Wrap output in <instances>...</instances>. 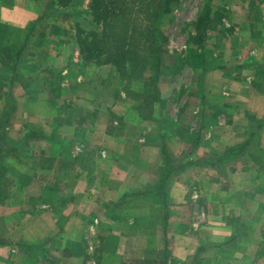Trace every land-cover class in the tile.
<instances>
[{
    "label": "rangeland",
    "instance_id": "obj_1",
    "mask_svg": "<svg viewBox=\"0 0 264 264\" xmlns=\"http://www.w3.org/2000/svg\"><path fill=\"white\" fill-rule=\"evenodd\" d=\"M84 1L86 30H89L91 22L88 20V0ZM263 3V0H180V5L164 16L159 25L167 40V57L159 69L157 80L149 78L152 75L149 73L141 80L124 81L114 68L110 70V74L116 78L113 83L114 88L117 86L116 95L126 96L123 101L135 110L137 118L134 119H138V123L143 124L142 127L145 128H162L168 140L172 138L171 135L179 134L177 141L184 140L186 148L188 143L192 144L197 139L203 144L201 147L204 151H211L213 156H225L229 147L227 144L232 138L226 136V131L218 129L220 115L206 111L205 95H221L224 91L222 89L226 80H220L218 74H214L220 69H227L231 80L240 81L236 63L241 60L244 65L253 67L247 68L248 70L261 71V78L250 77L254 79L251 82L252 88L256 92L264 93V53L261 51L263 48L258 45L248 53V48L243 44L249 39V28L254 30V38H261L260 30L264 28H261L264 21L259 15ZM204 8L209 19H213L215 14L220 17L216 29L212 30V25L209 24V28L204 29V36L200 41L202 26L199 18ZM87 84L88 89H97L91 83ZM153 90L156 91L155 94ZM195 93H203L204 96ZM160 95L165 96V109L161 107ZM174 95L182 96L181 103H184L181 109H178L177 105H170V99ZM0 97L6 99L8 95ZM151 103L156 105L150 109ZM94 107L95 105L88 103V113L94 111ZM188 109L190 115L183 120L184 117L182 114L178 115V110ZM153 113H158L156 121H151ZM109 114H103L104 117L85 116L81 125L89 128L93 127L92 123L101 120L107 128L111 125L118 132L126 131V135L134 136V133L125 127L124 121L120 124ZM78 115L80 113L75 117ZM170 115H174L176 119L174 125ZM48 118L50 116L40 118L37 122L48 128ZM225 118L227 119V116ZM179 120H183L181 123L185 124L181 132L178 131L183 125L178 126ZM200 121L205 124V129L202 127L198 130ZM249 122L254 138L246 150L245 158H249L252 162L251 168L255 171L256 167H264V148L260 145V140L264 138V120L253 118ZM68 126L62 125L64 132L60 137L63 139L59 140L58 147H32L25 144L22 132L9 123L6 110L1 109L0 254L3 256H0V264H139L143 261L178 264L166 252L169 241L165 239V223L161 217L137 209L126 212L128 208L125 209L126 204L123 205L120 201L121 196L118 201L109 202L103 195L106 189L100 190L94 186L105 174L99 175L100 164L91 158L94 149L88 147L89 144L86 147V141L89 143L88 140L98 137L92 134L86 139V130L68 133L66 131L72 129ZM255 127L258 132L253 129ZM214 128L218 132L213 131ZM36 132L40 135L41 130ZM82 141H85V144L80 143ZM182 147L171 143V147L167 148L168 160L174 171L180 167L177 166L178 159L180 165L186 159V168L190 169L181 174L173 173L169 183L174 185L180 180V176L183 177L182 183L187 191L184 196V213L190 220L191 230H195L196 225L200 226L214 218L222 229L233 222L242 225L245 223L247 226L238 229V232H249L252 240L260 241L259 235L264 233V210L260 212L257 204L264 202V195L250 199L249 203L237 204L236 199L229 197V193L234 189L230 182H226L225 173V176L218 180L200 182L204 186L203 194L214 193L217 189L220 194L215 197L202 195V206L206 211L198 212L199 183L191 178L189 172L197 171L198 160L201 158L197 159L196 167L191 166V159L195 160L200 155L206 157L207 153L205 154L201 147L198 149L199 153L190 150V146L184 150ZM86 156L89 158L87 161ZM227 165L228 162L220 167L224 171ZM254 177L253 175L252 179L245 180L246 186L240 180L236 182V186L239 189L244 186L248 189L251 187L264 190V181H257L251 186ZM193 195H197V198ZM156 201L160 205L158 198ZM166 201L169 218L170 215H178L169 196ZM213 202H216L214 206ZM150 206L151 204H148V207ZM151 207L153 212V205ZM203 212L205 216H202Z\"/></svg>",
    "mask_w": 264,
    "mask_h": 264
},
{
    "label": "crops",
    "instance_id": "obj_2",
    "mask_svg": "<svg viewBox=\"0 0 264 264\" xmlns=\"http://www.w3.org/2000/svg\"><path fill=\"white\" fill-rule=\"evenodd\" d=\"M260 13L259 17L264 21V3ZM91 25L92 23L90 27ZM263 26L264 24L261 28ZM76 27L86 30L84 0H72L67 6L60 5L58 0H0V52L4 48L20 52L17 60H12L5 66L0 61V95H8L6 99L0 97V113L1 109L6 110L9 123L22 132L25 144L32 147L42 149L58 147L59 140L63 139L60 137L64 132L62 125L72 127L71 131L69 129L66 131L68 133L86 130V139L92 134L97 136V139L95 137L88 140L89 143L86 141V147L89 144L88 147L94 149L91 158L100 164L99 175L105 174L101 180L94 183V186L100 190L106 189L103 195L105 199L110 200L109 202L118 201L121 196L120 201L123 205L126 204L125 209L128 208L126 212L137 209L161 217L165 223V239L169 241L166 252L178 264H264V233L259 235L260 241L252 240L251 233L238 232V229L247 226L245 223L243 226L242 223L233 222L222 229L213 218L191 230L190 220L184 213L186 208L184 196L187 191L182 183L183 177L180 176V180L174 185L169 183L173 173L181 174L190 169L186 168V159L182 165L178 159L177 166L180 167L174 171L167 156V148L171 147V143L177 144L179 148L183 146L184 150L186 148L184 140L177 141V137L180 138L179 134L171 135L172 138L168 140L162 128L156 130L145 128L142 127L143 124L138 123V119H134L137 118L135 110L129 108L127 102L123 101L126 96L116 95L117 86L113 87L116 78L110 74L113 67L93 68L92 65L95 64L86 62L80 56L75 38ZM253 32L254 30L249 28V39L243 43L248 48L247 52L251 53V48L259 45L264 53V28L260 30V39L254 38ZM242 61L236 63L240 81L231 80L229 71L219 67V72L214 74L215 76L218 74L220 80H226L222 89L224 91L221 95H205L206 111L220 115L222 123H217L218 129L226 131V136L232 138L229 142L228 139L226 141L229 146L226 155L213 156L210 154L211 151L203 150L201 147L203 144L197 139L196 142L187 145V148L190 146L189 149L194 152L199 153L198 149L201 147L207 156L212 155L210 157L200 155L195 160L191 159V166L196 167L197 159L201 158L198 160L197 171L189 172L191 178L199 183L198 212L206 211L202 206V195L215 197L220 194L218 189L214 193L203 194L204 186L200 182L218 180L221 176L224 177L225 173L226 182H230L234 189L229 193V197L236 199L237 204L249 203L250 199L264 195V190L244 187L247 185L245 180L252 179L253 175L255 177L251 186L257 181H264V167L259 169L255 166V171L251 168L252 162L245 158L248 147L241 153L235 150L246 141L250 143L252 127L249 120L253 118L264 120V93L256 92L252 88L251 82L254 79L250 77L261 78L262 73L260 70H248L253 67L244 65ZM248 76L250 78H247ZM87 83H91L97 89L93 87L88 89ZM195 95L204 96L203 93ZM181 97L174 95L170 99V105L173 107L177 105L178 109H181L184 103H181ZM160 101L161 107L165 109L164 95H160ZM88 103L95 105L91 113L86 109ZM154 105L156 104L151 103L150 109ZM77 113L80 115L75 117ZM105 113H110L109 115L120 124L124 121L125 127L133 132L134 136L126 135V131L118 132L111 125L108 129L101 120L92 123L93 127L81 125L85 116L104 117ZM181 114L184 120L190 115V111L178 110V115ZM157 115L158 113L151 114V121H156ZM47 116H50L49 127L45 128L37 121ZM170 116L174 125L176 119L174 115ZM92 120L94 121L93 118ZM183 120L178 121L179 127ZM182 125L178 132L184 128L185 124ZM202 127L205 129V124L198 122V130ZM253 129L258 130L257 127ZM37 130H41L39 138H28L30 132ZM215 132H218L217 129ZM80 143L85 144V141ZM260 143L264 148V138ZM87 159L88 156L86 161ZM188 161L190 164V158ZM226 162L229 165L223 171L220 166ZM239 180L244 184L241 189L236 186ZM160 187L162 189L158 190ZM157 191L161 192L165 202L161 197H156ZM125 196L129 198H124ZM168 196L173 203V209L178 212V215L173 214L172 217L170 215V218L169 209L166 207ZM193 197L197 198V195ZM157 198L161 206L157 203ZM215 203L213 202V206ZM148 204L153 205V212ZM257 207L260 212L264 210V202L257 204ZM202 216H205L204 212ZM185 228L188 230L183 231Z\"/></svg>",
    "mask_w": 264,
    "mask_h": 264
},
{
    "label": "trees",
    "instance_id": "obj_3",
    "mask_svg": "<svg viewBox=\"0 0 264 264\" xmlns=\"http://www.w3.org/2000/svg\"><path fill=\"white\" fill-rule=\"evenodd\" d=\"M72 0H58L62 6H67ZM180 5V0H88L87 11L92 23L89 30L76 27L75 38L80 56L97 66H112L125 80H141L149 73L157 80L159 69L163 65L167 53L165 50L166 37L159 25L164 16ZM206 8L202 11V33L212 25L216 29L219 14L209 19ZM20 52L4 48L0 52L1 64L5 66L12 60H17ZM154 94H155V90ZM149 98V97H148ZM35 131L28 138L37 139ZM254 135L251 133L250 142ZM250 145L249 141L236 147L239 153ZM1 170V165H0ZM167 174L164 175L165 181ZM160 187L158 190H161ZM156 197L165 198L160 191ZM2 243V242H0ZM139 264H156L155 261H143ZM161 264H165L162 261Z\"/></svg>",
    "mask_w": 264,
    "mask_h": 264
}]
</instances>
